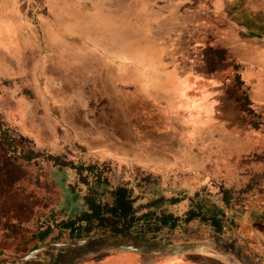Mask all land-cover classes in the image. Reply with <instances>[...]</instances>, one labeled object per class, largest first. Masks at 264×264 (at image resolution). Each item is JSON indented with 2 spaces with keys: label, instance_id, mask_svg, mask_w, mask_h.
I'll return each instance as SVG.
<instances>
[{
  "label": "crops",
  "instance_id": "obj_1",
  "mask_svg": "<svg viewBox=\"0 0 264 264\" xmlns=\"http://www.w3.org/2000/svg\"><path fill=\"white\" fill-rule=\"evenodd\" d=\"M32 3L26 35L17 28L20 36L12 40L14 24L8 18L17 7L13 0H0V114L17 132L20 127L26 131L37 149L75 164L110 167V189L126 179L131 167L162 175L182 171L198 186L205 185L202 176L219 175V167L229 171L234 165L230 172L236 174L246 163L252 175L264 169V130L258 129L264 127V0H143L136 9L137 23L131 22L128 9L100 8L119 27L118 37L114 26V34L100 44L111 53L104 62L136 65L111 69L110 90L119 96L109 97L107 121L88 126L78 121L74 131L55 123L48 90L35 83L37 74L43 72L44 83L51 74L36 37L41 0ZM122 11L128 15L121 18ZM24 75L29 96L15 83L4 88V79ZM121 83L132 87L121 91L115 86ZM15 89L18 100L12 98ZM245 110L252 119L244 116ZM5 146L0 134V258L41 240L45 231L47 236L69 233L55 224L87 209V187L78 182L75 169L32 156L27 159L38 161L33 170L39 186L37 179L28 182L33 194H27L23 206L31 209L21 213L19 158ZM228 159L235 161H224ZM103 201L112 203L113 197L106 193ZM260 216L264 211L256 219ZM252 229L264 237L255 224Z\"/></svg>",
  "mask_w": 264,
  "mask_h": 264
},
{
  "label": "rangeland",
  "instance_id": "obj_2",
  "mask_svg": "<svg viewBox=\"0 0 264 264\" xmlns=\"http://www.w3.org/2000/svg\"><path fill=\"white\" fill-rule=\"evenodd\" d=\"M13 1L18 13H14L11 19L8 18L14 24L13 29L10 27L9 33L12 40H18L20 35L16 36L15 30L21 28V32L24 31L23 35H26L25 22L31 17L28 12L31 14L33 3L32 0ZM139 1L143 0H41L35 18L36 37L40 41V54L45 56L43 60L49 67L47 73L51 76H48L50 78L45 80V84L43 72L40 75L37 74L35 83L44 90L47 88L48 107L56 124H64L74 131L78 121H83L86 126L97 125V122L102 120L107 121L109 97L119 96L114 93V90H110L113 81L109 76L110 74L113 76L111 69L116 66L122 71L124 67L136 64L104 62L109 59L108 55L111 53L107 46L100 44L106 43L114 34L113 31L111 32L114 26L117 28L116 37H118L119 27L114 21L109 22L107 15L100 14L99 11L100 8H105L107 12L109 7H116L118 10L128 9L127 12H131V22L137 23L136 14L139 10L136 11V9L140 7ZM28 6H30L29 11L23 14L22 9H28ZM127 12L123 14L122 11L120 17L127 16ZM115 50L117 51L118 48ZM19 53L23 54L21 50ZM27 78L24 75L23 78L4 79V88L9 89L15 83L29 96ZM115 86H118L121 91L132 87L126 83ZM16 90L12 98L18 100L21 96H17ZM59 92H62V95ZM244 116L248 119L253 118L251 111L247 110ZM258 129L264 130V127ZM20 130L17 132V128H12L6 116L0 114V134L4 138L5 145L19 158L18 171L21 183L18 193L21 200L19 209L21 213H26L27 209L31 208L23 206V202L27 204V194H33L28 190L30 188L28 182H34V179H37L33 164H37L36 167H38V161L28 162L27 158L39 156V159L50 160V156L56 155L49 154L47 149H37L33 141L27 137V132H23L21 127ZM61 160L65 159L61 158ZM224 161L234 163L235 159ZM51 162L55 165L53 161ZM233 166H229L227 169L229 171L225 168H216L215 173L219 175L202 176V182H205L202 183L205 184L203 186L195 185V180L189 179V174L182 171L176 175H162L150 170L141 172L135 167H131L126 172V179L119 182L120 185H127L133 190L134 196L137 197V205H149L153 201L160 200L159 205L153 206L150 210L160 213L162 209H167L182 217L190 210L196 211L194 219L188 223L183 220L172 231L163 229L156 236H136L133 233L130 236L121 235L124 239L136 244L142 243L145 239L165 244L215 241L221 243L216 250L222 252V256L199 254L164 259L150 255L121 253L97 259H84L78 264H261L252 261V257L264 258V237H257L252 228L255 224V228L264 231V216H260L259 220L256 219L260 211H264V169L252 175L246 171V168L250 166L245 163L243 170L232 174L230 170L233 171ZM196 177L201 180L198 176ZM35 185L39 186L38 179ZM222 189L230 190L228 204L222 201L220 193ZM35 195L38 198L37 193ZM172 198H177L178 202L171 203ZM4 209L7 210V208ZM216 209L222 210L224 217ZM212 216L222 217V230L219 231ZM105 233L109 232L95 230L89 236L82 238H73L69 233H59L56 236L50 234L42 238L43 240L23 245L13 254L3 255L0 258V264L14 261V259L19 261L20 257L44 245L49 246L48 250L42 252L29 264H63L62 254L70 248H61L60 244L75 243L78 240ZM100 244L93 241L87 248L91 250ZM74 251L81 252V249Z\"/></svg>",
  "mask_w": 264,
  "mask_h": 264
},
{
  "label": "trees",
  "instance_id": "obj_3",
  "mask_svg": "<svg viewBox=\"0 0 264 264\" xmlns=\"http://www.w3.org/2000/svg\"><path fill=\"white\" fill-rule=\"evenodd\" d=\"M49 159L55 166L75 169L79 176L78 182L87 187L83 197L87 209L67 221L55 224L60 229L69 231L73 238L89 236L95 230L115 232L123 236H130L132 233L136 236H156L163 229L172 231L183 220L188 223L196 216L195 210L186 212L184 217L167 209H162L160 213L150 210L153 206H158L160 200L153 201L149 205H137V197L127 185L122 184L110 189L107 174L111 169L108 166H100L97 163L75 164L72 161H62L56 156H50ZM106 193H110L113 197L112 203L103 201ZM220 193L223 203L228 204L230 190L222 189ZM177 202V198L171 199V203ZM216 210L224 217L222 210ZM222 217L212 216L219 231L223 228ZM48 234L49 231H45L43 238Z\"/></svg>",
  "mask_w": 264,
  "mask_h": 264
},
{
  "label": "water",
  "instance_id": "obj_4",
  "mask_svg": "<svg viewBox=\"0 0 264 264\" xmlns=\"http://www.w3.org/2000/svg\"><path fill=\"white\" fill-rule=\"evenodd\" d=\"M100 242V245L95 246L93 250L87 252V255L83 256H100L109 253H133L138 255H150L157 256L164 259L175 258L186 255H210V256H222V252L216 249L220 247L221 243L215 241L206 242H185L176 244H165L160 241L145 239L142 243L136 244L124 239L120 234L115 232H109L105 234H99L97 236H90L82 240H78L75 243L68 244L71 249H86L87 246L93 242ZM61 246H64L61 244ZM49 246L44 245L39 247L23 257L14 259L5 264H28L29 262L37 259V257L44 251L48 250ZM253 259V260H252ZM252 261L264 264V258L256 256L252 257Z\"/></svg>",
  "mask_w": 264,
  "mask_h": 264
},
{
  "label": "flooded vegetation",
  "instance_id": "obj_5",
  "mask_svg": "<svg viewBox=\"0 0 264 264\" xmlns=\"http://www.w3.org/2000/svg\"><path fill=\"white\" fill-rule=\"evenodd\" d=\"M97 246V245H96ZM95 248V246L91 249L93 250ZM90 249L86 248V249H82L81 252H75V251H67L65 254H62L63 256V264H78L79 261L84 260V259H97V258H103L105 256H110L113 254H121V253H109V254H105V255H100V256H83L82 254L87 255V252H89ZM62 259V258H61Z\"/></svg>",
  "mask_w": 264,
  "mask_h": 264
}]
</instances>
